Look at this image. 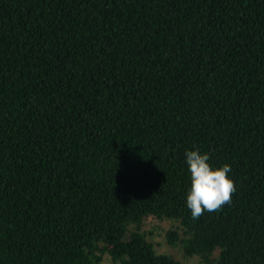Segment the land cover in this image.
I'll return each mask as SVG.
<instances>
[{
	"label": "trees",
	"instance_id": "1",
	"mask_svg": "<svg viewBox=\"0 0 264 264\" xmlns=\"http://www.w3.org/2000/svg\"><path fill=\"white\" fill-rule=\"evenodd\" d=\"M231 168L193 220L185 152ZM264 264V0H0V264Z\"/></svg>",
	"mask_w": 264,
	"mask_h": 264
},
{
	"label": "clouds",
	"instance_id": "2",
	"mask_svg": "<svg viewBox=\"0 0 264 264\" xmlns=\"http://www.w3.org/2000/svg\"><path fill=\"white\" fill-rule=\"evenodd\" d=\"M209 159L208 153L201 154L198 150L185 152L191 178L186 204L193 220L198 219L205 211L216 212L225 204H230L235 192L234 182L228 178L230 166L224 164L214 168L208 163Z\"/></svg>",
	"mask_w": 264,
	"mask_h": 264
},
{
	"label": "rangeland",
	"instance_id": "3",
	"mask_svg": "<svg viewBox=\"0 0 264 264\" xmlns=\"http://www.w3.org/2000/svg\"><path fill=\"white\" fill-rule=\"evenodd\" d=\"M167 223L168 222L166 220H155L152 218H146L143 221L142 225L144 229L148 232L147 233L148 236L153 240V243L158 250L170 252L176 255L182 261V264H196L197 261L196 256H187L186 258H183L178 254V252L174 247H171L164 242L161 228L166 227ZM100 264H110L108 257L105 256L101 260Z\"/></svg>",
	"mask_w": 264,
	"mask_h": 264
}]
</instances>
